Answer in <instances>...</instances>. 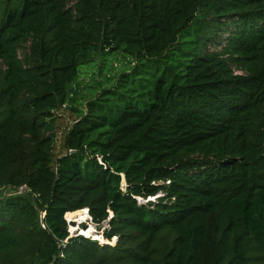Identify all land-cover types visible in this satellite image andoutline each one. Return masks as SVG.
<instances>
[{"label": "trees", "instance_id": "obj_1", "mask_svg": "<svg viewBox=\"0 0 264 264\" xmlns=\"http://www.w3.org/2000/svg\"><path fill=\"white\" fill-rule=\"evenodd\" d=\"M74 1L0 0V264H264V0Z\"/></svg>", "mask_w": 264, "mask_h": 264}, {"label": "rangeland", "instance_id": "obj_2", "mask_svg": "<svg viewBox=\"0 0 264 264\" xmlns=\"http://www.w3.org/2000/svg\"><path fill=\"white\" fill-rule=\"evenodd\" d=\"M74 2H75L74 0H71V4ZM208 49L213 50L214 47L209 46ZM99 63H100V60L97 59L96 63L94 65H91L90 69L82 71V74L80 77V79L82 81V85H81L82 88L85 86H91V85L97 86L96 79L102 80V77L100 75H98V73H97V67H98ZM121 64H122L121 59L115 60L114 56L108 57L107 61H106V65H107V69H109V71H103V73L115 75L122 68ZM92 73H96L95 78H94V76L92 77ZM236 73L239 74V72H237V71H236ZM88 95H89L88 90L82 89L78 98L81 99V97H83V96L86 97ZM73 108L79 109L80 105L74 104V105H72L71 108H69V107L61 108L55 114V119H56V123H55L56 142L55 143L57 144L56 145L57 150L59 149V146L62 143V138H63L64 133L70 128V126L74 123V120L76 119V113L72 110ZM15 191H16L15 188L1 189L0 190V197L15 195L16 194ZM21 195H24V193ZM74 223H75V226H72V225L69 226V228H68L69 232L72 231L71 230L72 227L76 228L78 222H74ZM83 225H86V224H83Z\"/></svg>", "mask_w": 264, "mask_h": 264}, {"label": "built area", "instance_id": "obj_3", "mask_svg": "<svg viewBox=\"0 0 264 264\" xmlns=\"http://www.w3.org/2000/svg\"><path fill=\"white\" fill-rule=\"evenodd\" d=\"M15 189H16L15 193L17 195L27 193L29 191L28 189H26L25 186H20V187L15 188ZM162 196H163L162 193H157L155 196L148 197L146 199H143L141 197H136V201L138 202L139 205H145L147 202H155L157 200V198L162 197ZM83 211H85L84 214L86 215L85 220H83L82 222H78L76 228L72 227L71 232L68 231L69 236L66 240H64L62 242V245H65V243L67 242V240L69 238L82 237V238L97 242L99 245L114 246L116 244L117 238L112 237V238L108 239L106 237V232H108L110 229L109 220L112 217L111 213L109 214V217L107 220L103 221L100 224H97V223H94L92 221L91 217L88 214V209H83ZM68 214H69V212L64 215V219H65L66 223L69 224V226H70L71 223H74V222L71 221V219H68V217H67ZM44 215H45L44 212L40 213V218L43 219ZM83 224H86V225H83ZM69 226H68V228H69ZM42 227H43V225H42ZM91 229L94 232H89Z\"/></svg>", "mask_w": 264, "mask_h": 264}, {"label": "bare ground", "instance_id": "obj_4", "mask_svg": "<svg viewBox=\"0 0 264 264\" xmlns=\"http://www.w3.org/2000/svg\"><path fill=\"white\" fill-rule=\"evenodd\" d=\"M85 211H78V212H73V213H69L67 215L68 219H71L73 222H82L83 220H85L86 215L84 214ZM89 232H94L92 229Z\"/></svg>", "mask_w": 264, "mask_h": 264}]
</instances>
